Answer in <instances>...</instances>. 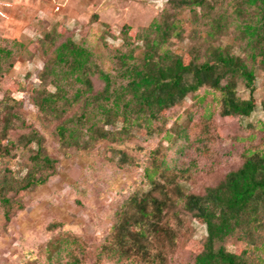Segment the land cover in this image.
I'll return each instance as SVG.
<instances>
[{"label":"trees","instance_id":"1","mask_svg":"<svg viewBox=\"0 0 264 264\" xmlns=\"http://www.w3.org/2000/svg\"><path fill=\"white\" fill-rule=\"evenodd\" d=\"M167 2L168 9L142 31L139 40L143 46L138 56L122 54L118 58L115 77L91 67L86 51L69 42L56 50L50 64L55 63L58 70L51 67L49 71L48 65L42 73L54 75L55 92L36 95L33 104L44 117L59 120L84 98L80 112L55 127L61 147L88 150L99 141L123 143L137 134L144 138L159 135L167 112L187 98L202 103L211 96L222 118H247L252 114L256 107L254 62L259 59L264 64V0ZM184 10L206 21L207 29L198 34L200 45L179 54L169 50L167 44L171 38L181 36L175 20L177 12ZM230 25H235V38L245 42L244 57L211 42ZM128 30L124 27L122 32L128 36ZM8 55L0 48V79ZM94 76L103 83L96 93ZM69 79L79 84L72 98L67 94L72 86L66 82ZM240 85L248 92L247 99L239 96ZM261 108L264 113V103ZM208 109L203 116L204 133L213 117ZM14 118L11 112L1 118L0 111V160L18 150H28L31 155L22 178L0 170V207L6 223L23 210L22 194L43 186L56 170V161L45 153L36 131L15 140L10 138ZM119 124L118 131L103 128ZM210 141L200 140V154H210ZM110 155L109 160L119 168L133 165V160L121 151L111 150ZM164 157L157 150L149 155L150 163L143 169L148 189L130 195L115 212L112 231L93 264H168L169 255L175 252L185 231L186 216L205 228V237L193 252V264H256L244 255L227 252L224 244L234 238L257 248L264 239V134L257 146L243 151L236 170L202 194L186 193L178 181L185 170L169 168ZM56 227L50 225L49 229ZM45 250L47 264L86 261V245L71 233L50 240Z\"/></svg>","mask_w":264,"mask_h":264},{"label":"rangeland","instance_id":"2","mask_svg":"<svg viewBox=\"0 0 264 264\" xmlns=\"http://www.w3.org/2000/svg\"><path fill=\"white\" fill-rule=\"evenodd\" d=\"M168 7L167 0H0V48L9 53L0 79L1 118L8 112L14 115L10 132L13 140L36 131L45 153L56 161L54 175L43 186L22 194L23 210L8 223L0 207V264H47L46 244L63 233H71L86 245L85 264H93L112 231L115 212L130 195L148 189L143 169L149 165L153 151L164 154L169 168L185 170L178 181L186 193L202 194L240 166L245 149L260 143L264 134V64L257 59L253 93L256 107L247 118L220 117L211 96L202 103L187 98L167 112L159 135L144 138L137 134L123 143L99 141L88 150L61 147L55 127L78 114L84 98L59 120L44 117L33 104L36 95L55 92L54 75L42 73L48 65L49 71L51 67L58 70L55 63L50 64L56 50L69 42L86 51L91 67L115 77L118 58L122 54L138 56L143 46L139 40L142 31ZM175 21L181 36L169 40V50L183 54L202 43L198 34L207 29L206 21L189 10L177 12ZM234 26L211 42L244 57L245 42L235 38ZM124 27L129 29L128 36L122 32ZM66 82L72 85L67 90L72 98L79 84L71 79ZM93 87V93L103 87L95 76ZM238 94L243 99L249 96L241 85ZM206 107L213 117L204 133ZM103 128L118 131L121 124ZM200 140H211L208 156L200 154ZM111 150L124 153L133 165L119 168L109 160ZM30 155L28 150L13 151L0 160V170L22 178ZM183 220L185 231L168 264H193V252L205 237L202 225L189 216ZM54 224L58 227L49 229ZM224 246L227 252L264 264V239L257 248L234 238ZM64 254L62 251V262Z\"/></svg>","mask_w":264,"mask_h":264},{"label":"built area","instance_id":"3","mask_svg":"<svg viewBox=\"0 0 264 264\" xmlns=\"http://www.w3.org/2000/svg\"><path fill=\"white\" fill-rule=\"evenodd\" d=\"M56 10H58V8H56Z\"/></svg>","mask_w":264,"mask_h":264}]
</instances>
